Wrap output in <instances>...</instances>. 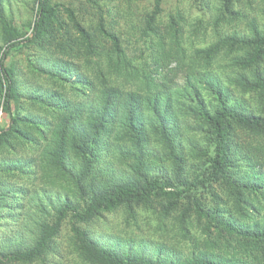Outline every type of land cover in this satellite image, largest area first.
<instances>
[{
	"label": "trees",
	"instance_id": "16d2710c",
	"mask_svg": "<svg viewBox=\"0 0 264 264\" xmlns=\"http://www.w3.org/2000/svg\"><path fill=\"white\" fill-rule=\"evenodd\" d=\"M3 1L0 98L9 124L0 130V218L25 209L14 208L19 191H28L20 184L17 193L16 177L31 185L42 172L67 193L51 222L27 208L34 243L25 251H0V264H50L68 217L75 250L88 264H264V10L263 28L254 23L248 36L233 29L249 19L233 9L235 0H223L208 20L215 42L189 51L186 16L158 19L164 0H154L153 12L142 19L138 45L105 17L114 0H86L99 8L95 22L55 0H34L30 34L8 18ZM18 51L28 54V72L39 87L25 80L18 62L8 64ZM172 61L186 69V95L163 75ZM216 65L228 85L215 77ZM203 75L188 92L190 81ZM252 100L260 104L255 108ZM186 116L196 120L192 141L180 139L177 129ZM151 140L167 155L152 153ZM109 154L134 175L122 178ZM169 160L177 168L172 174L152 173ZM123 206L170 222L190 243L189 254L157 259L95 241L86 226Z\"/></svg>",
	"mask_w": 264,
	"mask_h": 264
},
{
	"label": "rangeland",
	"instance_id": "374dc122",
	"mask_svg": "<svg viewBox=\"0 0 264 264\" xmlns=\"http://www.w3.org/2000/svg\"><path fill=\"white\" fill-rule=\"evenodd\" d=\"M223 0H164L162 5V11L158 15V19L162 18L167 22L170 16L175 15L177 12H182L186 16V31L184 35V46L192 51L194 47L206 48L211 43L215 42L213 34L208 32L207 28L208 20H211L212 14L215 10L222 5ZM262 0H235L236 5L233 9L241 12L246 16V19L235 23V29L241 34L251 35V28L255 23L260 30L263 28V22L261 21V14L264 10L262 6L264 1ZM55 2L71 7L76 11V15L86 21L95 22L99 16V8L94 6L93 3L86 0H75L74 2H67L66 0H55ZM5 12L8 18L15 21L17 27L21 28L23 32L31 33L30 22L35 18L34 0H4ZM260 3V5H259ZM154 0H114L110 2L104 10V15L109 16L110 20H113L115 24V30L122 38H128L132 36V43L138 45L139 33L136 30L139 28L142 19L147 14H151L154 10ZM109 10V13H107ZM107 13V15H106ZM228 32V31H226ZM230 32V31H229ZM2 31L0 27V46H4L2 43ZM136 43V44H135ZM0 51V55H1ZM28 54L26 51H18L8 60L10 62H18L21 73L26 74L28 83L39 87L35 78L28 72L27 59ZM33 57L30 59L32 60ZM32 62V61H31ZM33 64L34 61H33ZM214 70L215 77L219 76L221 81L228 85L224 76L226 72L223 70L222 65H216ZM1 71V67H0ZM163 75L169 74L171 86L181 89V93L185 94V84L187 80L186 69L183 70V65H179L178 62L172 61L168 67L162 69ZM201 77L194 78L190 81V88L188 92L203 83ZM1 78V72H0ZM188 85V86H189ZM234 89L233 87H231ZM230 89V90H232ZM185 90V91H184ZM202 93H205L203 91ZM233 97L241 99L242 95L234 90ZM248 100V99H247ZM218 102L216 101V104ZM259 101H251V105L255 108L259 105ZM250 109H253L250 107ZM181 117V115H179ZM196 120L193 116H186L181 119L177 129L181 136L180 139L186 140L190 138L193 140V134H190L189 130H195ZM9 124V116L4 112L3 100L0 98V130L7 127ZM148 132H151L150 126L145 123ZM195 134V133H194ZM195 137L200 140V145L206 146L205 140L199 134H195ZM197 139V140H198ZM199 142V141H198ZM149 149L152 153L159 156L167 155L163 148L157 143L156 140H151ZM108 162L114 164L113 168L117 172L122 173V178L127 179L134 175L133 171L127 166L126 162L116 159L112 154L108 155ZM12 160V159H11ZM191 163L188 160L187 168L191 169ZM175 164L172 160L164 161L157 164L152 173L168 175L172 174L176 170ZM53 179V178H52ZM16 180V188L18 193V186L23 184L25 188H28L25 196L21 195L19 191V203H15L14 208H18L20 204L25 209L16 211L12 214L2 212L1 215L5 217L0 218V251L13 252V251H25L30 249L34 243L36 237V231H34L33 223H27L25 219V212L27 208L34 213L43 211L44 214L41 217L47 222H51L55 215L56 208L58 207V201L65 197L67 191L63 190L57 181H48L45 178L44 173L37 174V179L33 184L27 183L20 177L14 178ZM11 182L12 179H11ZM45 198V199H44ZM43 199V201H42ZM42 201V202H41ZM73 221L71 218H67L61 228V231L55 242V251L50 256V264H88L75 250L76 239L72 231ZM84 226V224H82ZM88 227L90 235H92L95 241L100 242L101 245L106 247H114L123 251H140L142 254L157 259L172 258L178 260L180 257L187 256L189 254L190 243L185 242V239L179 235L175 227L170 222L162 223L159 216L151 210L144 208H133L132 211L126 206H123L113 212L103 213L99 218H96ZM4 264H21L17 262H5ZM30 264H45V261L37 260ZM48 264V263H47Z\"/></svg>",
	"mask_w": 264,
	"mask_h": 264
}]
</instances>
